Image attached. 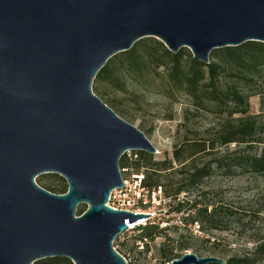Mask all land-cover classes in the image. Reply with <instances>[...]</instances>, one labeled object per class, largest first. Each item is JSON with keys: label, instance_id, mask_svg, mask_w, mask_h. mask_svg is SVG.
<instances>
[{"label": "water", "instance_id": "95a60500", "mask_svg": "<svg viewBox=\"0 0 264 264\" xmlns=\"http://www.w3.org/2000/svg\"><path fill=\"white\" fill-rule=\"evenodd\" d=\"M144 37L208 64L215 49L264 44V0H0V264H127L113 241L149 214L106 204L123 187L120 157L157 150L91 85ZM41 174L67 191L40 187ZM213 263L225 260L187 252L169 264Z\"/></svg>", "mask_w": 264, "mask_h": 264}, {"label": "rangeland", "instance_id": "374dc122", "mask_svg": "<svg viewBox=\"0 0 264 264\" xmlns=\"http://www.w3.org/2000/svg\"><path fill=\"white\" fill-rule=\"evenodd\" d=\"M152 47L160 51L167 49L158 39L144 37L136 41L129 50L145 51ZM181 50L185 54L182 66L187 71L190 60L193 59L192 54L187 47ZM125 57L123 52H119L107 61L111 68L119 69L115 70L119 76L118 82L114 75L108 78L101 87L103 96L96 94L94 83L91 89L102 102L108 100L107 105L120 118L142 131L157 150L152 155L151 163L155 165L151 168L145 167V152L128 151L120 157L119 169L122 158H125L129 165L125 172H120L124 179H131L136 173H142L145 178L146 175L152 177V170H157L161 193H156L155 199H150L148 208L151 216L146 223H159L160 227L165 224L169 229L164 235L143 242L138 239L140 231L137 226L127 229L113 241L115 250L126 259L127 264H169L163 261L162 250L172 251L174 255L190 252L209 256L213 252L211 256L227 260L252 252L257 245H264V177L238 165L240 155L258 152L260 146L243 149V146H237L236 143L221 145L217 142L223 127L234 123L240 114L230 115V105L208 101L198 104L186 91L185 82L182 86H175L167 81V70L163 67L155 69L154 66H147L141 73H130L126 71V67L121 66ZM209 60L221 65L219 86L225 89L226 86L235 84L248 98V113L258 116L264 127L263 78L255 75L253 83L247 80L235 81L232 78L233 70L228 65L222 64L212 54ZM243 72L246 74L245 70ZM117 110L123 113L120 114ZM260 137L264 141V132L260 133ZM199 145L207 148L194 154ZM175 148L185 150L182 161L173 158ZM164 160L170 162L168 169L159 170L158 166ZM136 164L140 168H136ZM193 167H209L210 172L189 191H182L175 200L166 197L164 189L172 191L179 186ZM154 177L156 176L153 175ZM63 180L56 174H41L35 179L37 183L53 186L61 185ZM148 189L151 191L154 188ZM178 200L196 201L197 207L219 204L232 215L225 218L221 212L225 229L201 230L198 226L187 223L184 215L171 212ZM81 210L85 211L86 205H79L75 215H80ZM182 246L187 249L181 250Z\"/></svg>", "mask_w": 264, "mask_h": 264}, {"label": "trees", "instance_id": "16d2710c", "mask_svg": "<svg viewBox=\"0 0 264 264\" xmlns=\"http://www.w3.org/2000/svg\"><path fill=\"white\" fill-rule=\"evenodd\" d=\"M162 46V45H161ZM126 56L125 62H122L121 66L126 67V71L136 74L141 73L147 66H154L155 69L163 67L167 70L166 79L168 82L175 86H182L185 82L186 91L193 96L197 103L205 104V101L221 103L223 105H230L232 110L229 114L239 113L240 116L234 123L227 124L223 127L222 132L217 137V142L221 145H227L230 143H236L237 146H243L245 148H252L254 146H260L258 152L248 153L239 157V167H245L249 171L256 175L264 177V141L260 137V133L264 132V127L261 121L258 120V116H253L248 113V98L244 96L235 84H231L223 89L219 86V71L221 68L220 63L211 62L208 64H202L194 59L190 60L188 70L182 66V57L185 55L183 50H179L176 54L169 52L163 48H153L147 50H129L123 52ZM212 56L218 57L222 64L228 65L230 70H233L232 78L239 80H247V82L254 81V76L258 75L264 80V44L260 42H246L236 47H224L215 49L211 52ZM223 68V67H222ZM118 68H111L110 64H106L97 72L93 83L96 94L103 96L101 87L103 83L108 79L115 76L114 79L118 82L119 76L117 75ZM246 71V74L243 71ZM207 79L205 83L204 80ZM107 105L108 100L103 102ZM109 107V105H107ZM110 108V107H109ZM118 113L122 114L117 110ZM116 114L117 112L114 111ZM124 115V114H123ZM207 146L199 145L195 153L205 151ZM240 148V147H239ZM241 149V148H240ZM185 150L183 148H175L173 152V158L177 161H182ZM142 156V153H139ZM146 168H151L155 165L151 163L153 156L151 154L145 155ZM170 162L166 160L160 163L159 170H167ZM129 162L122 158L120 162L121 168H126ZM157 165V164H156ZM136 168H140L139 164H136ZM192 171L186 175L181 184L171 190H165L166 197H171L175 200L182 191H189L194 187L202 178L206 177L210 172L209 167L191 168ZM157 170H152V177L146 175L144 179V186L146 188L160 187L159 175ZM153 175L156 177L153 178ZM36 182V181H35ZM40 187L54 194H63L67 191V184L62 181L59 186L43 185L37 183ZM171 191V192H170ZM80 215L84 211H80ZM171 212L180 213L184 215V220L191 225L198 226V229L207 230H221L225 229V223L221 220V212L225 218L229 217L231 212L228 209H222L219 204L204 205L203 207H197L196 201L183 202L177 201ZM169 229L167 227H160L159 223L147 224L144 226H138V239L143 242L152 241L155 237L164 235L165 231ZM181 250L187 249L186 246L180 247ZM209 253V252H208ZM211 255L214 253L211 252ZM181 255H174L172 251H161V257L164 262H171L173 259L179 258ZM202 256V255H197ZM264 264V245L260 244L255 246L252 252L244 254L240 257H230L225 260L224 264ZM33 264H73L69 259L64 257H53L35 261ZM219 264V263H213Z\"/></svg>", "mask_w": 264, "mask_h": 264}, {"label": "built area", "instance_id": "2783aa9c", "mask_svg": "<svg viewBox=\"0 0 264 264\" xmlns=\"http://www.w3.org/2000/svg\"><path fill=\"white\" fill-rule=\"evenodd\" d=\"M125 168H121L120 172H125ZM123 187L113 190L109 196V201L106 204L113 210H123L132 212L133 214H146L150 217L151 212L148 208L150 199H155V194L161 193V188L156 187L153 190H149L144 186V176L141 173H136L131 176V179H124ZM151 192V193H150ZM142 219L133 225H129L128 229L138 227L141 225H147L149 218ZM165 227V224H162ZM115 250V248L113 247ZM116 251V250H115ZM121 255V254H120ZM122 256V255H121ZM122 258L127 263L126 259Z\"/></svg>", "mask_w": 264, "mask_h": 264}]
</instances>
